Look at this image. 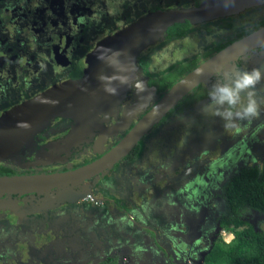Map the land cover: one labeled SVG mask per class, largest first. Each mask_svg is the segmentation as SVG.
Segmentation results:
<instances>
[{
	"label": "flooded vegetation",
	"instance_id": "1",
	"mask_svg": "<svg viewBox=\"0 0 264 264\" xmlns=\"http://www.w3.org/2000/svg\"><path fill=\"white\" fill-rule=\"evenodd\" d=\"M100 1L0 0V115L54 84L79 78L86 54L101 38L102 27L113 22V28H121L148 12L198 6L203 0L168 4L125 0L134 11L122 15L123 19L103 14L96 8ZM115 2L120 8L124 5L123 0H112L113 8ZM262 27L264 4L188 27L182 36L165 35L139 55L143 78L137 80L139 87L148 88L151 79L156 90L145 106L140 102L138 109L130 111L131 89L119 102L115 119L109 118L101 129L88 134L81 146L73 148L75 141H71L67 151V147H55L60 162L32 165L37 150L68 139L72 121L54 118L35 137L31 151L20 153L25 166L1 162L5 169L0 176L61 173L96 163L174 83ZM183 40L194 43L186 58L161 70L150 68L148 50ZM192 62L195 65L187 68ZM252 68L264 71V43L252 46L192 88L106 171L57 187L53 193L0 198V264H118L120 260L126 264H186L206 256L218 238L222 186L241 167L258 165L256 155L264 163V106L255 118L228 127L223 119L206 112L205 105L215 84ZM170 73H181L171 85L169 78L163 80ZM257 99L264 100V82L257 85ZM134 113L137 118L129 120ZM120 122L123 126L114 127Z\"/></svg>",
	"mask_w": 264,
	"mask_h": 264
},
{
	"label": "water",
	"instance_id": "2",
	"mask_svg": "<svg viewBox=\"0 0 264 264\" xmlns=\"http://www.w3.org/2000/svg\"><path fill=\"white\" fill-rule=\"evenodd\" d=\"M263 4L264 0H204L198 6L148 12L132 19L117 31L103 36L86 54L82 75L79 78L54 84L0 115V163L25 166L21 163L20 153L24 150L31 151L35 146L34 137L44 131L54 118L60 117L72 121L68 139L66 138L67 140L62 144L61 141H56L61 144L59 146L54 143L55 147L63 149V147L68 148V144L75 141L85 130L92 131L95 126L102 125L109 118L115 119L119 102L125 100L131 89L134 91L131 93L130 111L138 109L142 103L145 106L155 96L156 90L150 83L151 79L147 81L148 88L145 85L139 87L143 78L139 72L138 56L148 46L162 41L168 28L179 23L186 26L201 25L211 19L234 16ZM249 39H252V44L244 45ZM263 43L264 27L219 51L179 79L154 102L150 110L124 136H128L127 143L108 161L104 170L106 171L114 162L126 155L139 138L159 122L192 88L200 82L204 84L210 74L223 64L237 60L252 46H261ZM242 45L244 46L236 57L230 56ZM205 69L209 72L205 73ZM140 79L141 82H138L137 80ZM142 97L145 99L140 103ZM144 106L142 111L145 109ZM128 117L131 120L137 118V115L134 113ZM51 149H53V141L39 151L49 152ZM53 155L59 157L54 151ZM46 163L47 161L42 164ZM77 170L39 175L0 176V198L3 196L18 198L22 194H43L49 191L53 193V189L57 188L53 176L61 178Z\"/></svg>",
	"mask_w": 264,
	"mask_h": 264
},
{
	"label": "trees",
	"instance_id": "3",
	"mask_svg": "<svg viewBox=\"0 0 264 264\" xmlns=\"http://www.w3.org/2000/svg\"><path fill=\"white\" fill-rule=\"evenodd\" d=\"M187 29L185 24H175L167 29L166 36H182ZM193 65L194 62L188 64L187 68ZM180 74H167L163 80L169 78L171 85ZM1 169L5 168L0 166ZM5 172L13 173L9 170ZM221 191L219 195L223 206L217 224L219 229L231 232L233 238L228 243L220 238L214 241L206 264H264V232L255 230L245 220L246 214H264V163L261 166L241 167L222 186Z\"/></svg>",
	"mask_w": 264,
	"mask_h": 264
},
{
	"label": "clouds",
	"instance_id": "4",
	"mask_svg": "<svg viewBox=\"0 0 264 264\" xmlns=\"http://www.w3.org/2000/svg\"><path fill=\"white\" fill-rule=\"evenodd\" d=\"M150 46H148L147 48H149ZM262 82H264V71H262L260 68L237 71L234 77L229 76L226 81L218 82L213 86V88L208 93L209 103L205 105V111L210 112L211 115L218 116L223 119L226 122V126L228 127H236V121L250 120L252 118H255L259 115L262 106H264V100L257 99V85L261 84ZM38 151L39 150H37V152ZM46 151L47 150H45V152ZM224 232L229 231L218 229L217 237L228 243L232 240L233 234L229 232L232 237L227 240L223 237ZM209 253H207L206 256L197 258V260H199L200 262L199 264H206V258ZM186 264H189V260L186 261Z\"/></svg>",
	"mask_w": 264,
	"mask_h": 264
},
{
	"label": "rangeland",
	"instance_id": "5",
	"mask_svg": "<svg viewBox=\"0 0 264 264\" xmlns=\"http://www.w3.org/2000/svg\"><path fill=\"white\" fill-rule=\"evenodd\" d=\"M111 2H112V0H108L106 2L101 0L99 4L98 3L96 4V8L99 9L100 11H102L103 14H106L107 12L110 14H117L118 16H120L119 17L120 19H123V17H121L122 15L128 16L130 11H134V7L132 5H128L125 0H123L124 5L121 8L118 5L119 4L118 2H115V6L117 8L116 7L113 8L110 5ZM162 2L168 4V3H171L172 0H162ZM131 4H132V2H131ZM137 9H140V7H137ZM126 22H128V21H126ZM113 26H114V23L112 22L108 26L102 27L100 29L101 33H102L100 37L102 38L103 36L111 34L119 28V27L113 28ZM197 33L198 32H196L194 34H197ZM207 40L210 41L209 39H207ZM193 48H194V43L190 40H183L181 43H180V41L171 42L168 45H166V47H164L163 49H154L155 53H153V49L148 50L146 52V54L149 55V56H147L148 57L147 60H148V62L149 61L151 62V64L150 63L149 64H150V68L152 70H155V71L161 70L164 67L167 68V66L173 65V63L175 61L178 62V61H181L184 58H186L187 54H185V53H187L189 50H192ZM171 51H173L172 55H170ZM193 52H195V50H193ZM49 55H51V53ZM143 97H145V96H143ZM144 99L145 98L141 99L140 102H144ZM123 123L120 122L118 124H115L114 127H119V124L121 126H123ZM100 149L101 148H99L98 150H100ZM255 157L257 160V164L259 166H261L263 163H262V159H261L260 155L259 156L256 155ZM216 191H217L216 195H218V190H216ZM218 205L222 206V204L220 202L218 203ZM217 208L219 209V206H217ZM245 220L248 221V223L255 230L264 232V214L263 213L253 212L250 214H246ZM195 234L196 235L198 234L197 230H196ZM223 237L225 239L229 240L232 237V235L229 232H224ZM126 263H127L126 260H120V263H118V264H126ZM199 263L200 262L197 259L195 261L189 260V264H199Z\"/></svg>",
	"mask_w": 264,
	"mask_h": 264
},
{
	"label": "bare ground",
	"instance_id": "6",
	"mask_svg": "<svg viewBox=\"0 0 264 264\" xmlns=\"http://www.w3.org/2000/svg\"><path fill=\"white\" fill-rule=\"evenodd\" d=\"M251 44H252V39H249V40H247V43L244 44V45H251ZM244 45H242L239 49H236L232 53V55H230V56L236 57L237 54L242 50V48H243ZM225 64H228V63H225ZM225 64H223L222 66H220L218 69H220L221 67H223ZM206 72H209V71L205 69V73ZM101 126H99V125L98 126H95L94 127L95 129L94 130L101 129L102 128ZM94 130H92V131H90V129L85 130L84 133L81 134L77 138L78 140L75 139V142L73 144V148H76L78 146V144H79V141L81 139L87 138L88 134H91ZM88 139H86V141ZM127 141H128V136L127 137H123L121 139V141L119 142V144H117L115 147H113L111 149V151L105 157H103L101 160H98L96 163H94V164H92L90 166H87L85 168H82V169L77 170V171H75L73 173L67 174L65 176L63 175L61 178H59V176H53V180L55 182V185L57 187H63V186H66V185L74 184V183L79 182L81 180H85L86 178L88 179L89 177L93 176V174H95V173H97L99 171H104V167L108 164V161L114 155H116L125 146V144L127 143ZM70 145H71V142L68 144V148H66L64 150H66V151L69 150ZM54 148H55V146H54V143H53V149H51L49 152H47V151L46 152H39L36 155V161H35V163H32V165H36V164L39 165V164H42V163H44L46 161H47L46 164H51V163H53L55 161H59L60 162V158L53 155ZM64 154H66V153H64ZM50 155H52L53 157H51ZM105 160H106V162L101 165V163L103 161H105ZM79 177H82V179H79Z\"/></svg>",
	"mask_w": 264,
	"mask_h": 264
}]
</instances>
